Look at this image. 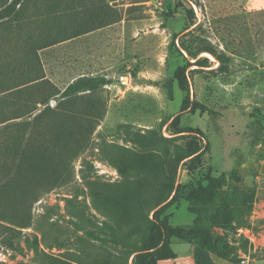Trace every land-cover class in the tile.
Segmentation results:
<instances>
[{
    "label": "rangeland",
    "instance_id": "obj_1",
    "mask_svg": "<svg viewBox=\"0 0 264 264\" xmlns=\"http://www.w3.org/2000/svg\"><path fill=\"white\" fill-rule=\"evenodd\" d=\"M194 135L200 164L162 163ZM157 210L144 264H196L204 233L202 264H264V0H25L0 23V264H133Z\"/></svg>",
    "mask_w": 264,
    "mask_h": 264
},
{
    "label": "trees",
    "instance_id": "obj_2",
    "mask_svg": "<svg viewBox=\"0 0 264 264\" xmlns=\"http://www.w3.org/2000/svg\"><path fill=\"white\" fill-rule=\"evenodd\" d=\"M25 0H7L4 5L0 6V23L6 20H9L15 17L19 11V9L23 6ZM215 56L218 60L222 63L228 61L227 56L224 53H215ZM190 96L186 97L185 103L183 105L182 111H186L188 109H194L193 106L188 105V101ZM199 106L202 111H207L209 108L204 104L198 102ZM178 117V116H177ZM193 128L182 129L179 128L176 132L177 134H182L185 132H193ZM201 135V134H200ZM165 141L170 143L171 149L170 151L166 152L163 156L162 163L167 164L171 162H190L191 165H198L201 163L202 156L205 153L206 145L204 144V138L200 136H191L188 140L184 143H177L172 138H164ZM227 178L226 174H222L219 178H209V185L207 187L200 188V192L204 195L206 202H210L213 199L215 191L217 188L226 185ZM175 183H172V188L164 202H166L163 207L169 205L175 198L178 197V191L174 188ZM174 193L172 199H170L171 195ZM220 208H214L210 210L207 215L204 216L203 220L205 221L206 225L211 224L213 220H217L219 216ZM159 211H155L154 216L151 218L147 216L145 219V231L141 235V237L137 240L138 246L132 248L130 255L135 254L134 256V263L133 264H144L145 261L149 259V257L161 248L165 243L167 236L163 235V221L160 220L158 216ZM109 229L112 233H115L116 230L109 226ZM203 244L196 246L194 248V260L196 264H202L201 254L205 251L215 252L217 246L212 239L206 237L204 233L202 238Z\"/></svg>",
    "mask_w": 264,
    "mask_h": 264
}]
</instances>
